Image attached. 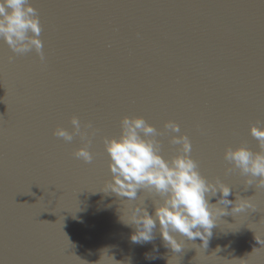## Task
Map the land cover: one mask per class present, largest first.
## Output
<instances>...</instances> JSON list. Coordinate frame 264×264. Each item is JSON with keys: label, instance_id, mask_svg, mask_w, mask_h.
Masks as SVG:
<instances>
[{"label": "water", "instance_id": "1", "mask_svg": "<svg viewBox=\"0 0 264 264\" xmlns=\"http://www.w3.org/2000/svg\"><path fill=\"white\" fill-rule=\"evenodd\" d=\"M31 5L44 61L0 41V264H264V188L246 187L223 159L226 147L259 151L249 126H264V0ZM72 116L96 129L90 163L72 155L78 136L53 134L71 131ZM123 116L161 132L176 122L200 174L231 187L229 200L252 197L256 211L221 217L206 249L196 238L174 253L158 229L131 242L120 198L99 191L110 179L103 139L119 136ZM170 135L157 137L165 158L178 147ZM138 195L152 214L153 198Z\"/></svg>", "mask_w": 264, "mask_h": 264}, {"label": "clouds", "instance_id": "2", "mask_svg": "<svg viewBox=\"0 0 264 264\" xmlns=\"http://www.w3.org/2000/svg\"><path fill=\"white\" fill-rule=\"evenodd\" d=\"M41 32L40 19L31 0H0V41L13 54L34 51L43 62ZM69 122L71 131L57 127L53 134L65 142L78 136L84 144L72 155L90 163L93 154L88 145L96 129L90 123L82 125L76 116ZM119 125L118 137L103 139L110 179L99 191L120 198L119 218L133 229L129 237L131 242H151L155 238L154 230L158 229L164 246L174 253L181 252L185 240L196 238L201 242L198 247L206 249L213 235L212 229L224 223L221 217L231 215L236 218L256 211L252 197L236 195L234 201L229 200L228 197L233 195L231 187L218 178L208 180L200 174L197 161L191 157L192 143L176 122L165 121L163 132L141 116H123ZM249 132L256 139L259 151L253 152L243 145L226 147L223 159L231 165L226 172L238 170L246 187L264 188V126L250 125ZM168 133L172 134L169 143L178 147L175 155L165 158L157 137ZM140 192L153 198L152 214L144 207L145 197L141 198ZM213 198L216 203H210Z\"/></svg>", "mask_w": 264, "mask_h": 264}]
</instances>
